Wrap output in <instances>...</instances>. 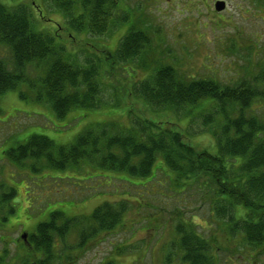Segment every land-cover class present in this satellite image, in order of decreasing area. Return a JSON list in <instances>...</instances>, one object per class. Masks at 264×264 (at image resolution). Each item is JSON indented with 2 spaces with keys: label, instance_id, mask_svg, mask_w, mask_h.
I'll return each instance as SVG.
<instances>
[{
  "label": "rangeland",
  "instance_id": "obj_1",
  "mask_svg": "<svg viewBox=\"0 0 264 264\" xmlns=\"http://www.w3.org/2000/svg\"><path fill=\"white\" fill-rule=\"evenodd\" d=\"M0 1L7 6L29 9L37 30L51 35L58 33V42L62 41L64 48L75 52L80 62H86L88 56L94 54L118 52L121 41L136 20L144 19V26L136 25L135 30L143 31L149 39L144 52L133 58L129 65L118 63L115 70L111 69V62L104 66L103 84L97 86L96 96L97 102L104 106L91 110L75 108L61 118L51 104L32 101L29 95L23 98L20 90L29 91L26 85L0 95V197L15 188L11 202L16 210L23 212L22 217L40 221L49 213H63L61 220L56 222L62 229L58 230L61 234L53 233L50 244H43L51 252L39 256L43 251H35L30 258L25 250H18L16 258L19 262L15 264H27L26 261L36 264L39 257L50 261V264H59L58 261L64 264H189L181 258V237L176 230L181 221L191 224L195 234L203 240L209 239L215 246L213 254L219 260L216 264H248L246 259L255 250L242 235H237L242 230H232L236 234L230 235L229 230L220 227L222 222H227V210L226 219L218 214L225 211L227 204L218 202L222 209L212 217L219 222L217 225L210 218L208 202L201 201L193 192L187 190L178 195V200H182L178 203L174 199L163 198L169 189L165 187L163 168L158 171L157 178L163 181V184L158 183L164 191L157 192L161 197L156 196V200L148 199L149 202L157 201V210L154 211L148 207L141 209L135 202L141 196L137 193L143 189L142 186L117 179L126 177V174L99 171L94 158L89 162L92 167L88 163L78 170L42 168L35 173L29 167L31 163H12L6 151L26 141L32 134L49 137L56 145H70L92 126L111 123L125 128L143 124V120L176 127L175 130L183 133L184 141L198 151H215V137L209 131L211 126L204 123L210 105L194 110L198 115L190 121L189 106L149 104L139 95V84L144 79L148 82L159 65L171 64L184 77H214L233 86L241 85L243 81L259 85L255 79L264 59V0H223L226 8L220 12L215 9L218 0H121L120 7L128 13L129 20L107 33L94 34L75 31L71 17L58 11L48 0ZM34 1L36 6L32 3ZM37 9H41L43 17ZM44 63L39 69L32 67L31 78L37 80L44 76ZM123 68H127L129 76ZM261 89L264 91V86ZM84 170L105 176L87 180L81 177L86 172ZM111 177L115 178L111 180ZM158 190L153 187L150 192L156 194ZM129 198L132 200L128 202L129 209L127 206L121 214L122 221L115 229L85 230L93 226V222L86 219L98 206L107 201L121 208L123 204L126 206ZM235 211L236 217H246V208L237 207ZM3 217H8V222L2 221ZM166 219L170 221L165 223ZM19 221L22 220L7 213L6 207L0 208V258L6 245L21 233L23 227ZM64 223L69 230L62 235ZM9 249V254H12L14 244ZM253 264H264V253L255 258Z\"/></svg>",
  "mask_w": 264,
  "mask_h": 264
},
{
  "label": "trees",
  "instance_id": "obj_2",
  "mask_svg": "<svg viewBox=\"0 0 264 264\" xmlns=\"http://www.w3.org/2000/svg\"><path fill=\"white\" fill-rule=\"evenodd\" d=\"M48 1L58 11L71 17V25L77 32L107 33L129 20L128 13L120 7L121 0ZM32 3L34 5L35 1ZM37 10L43 17L41 9ZM136 25L144 26V19L131 24V31L121 41L118 52L94 54L88 56L86 62H80L75 52L64 48L61 40L58 42V33L51 35L37 30L29 9L7 6L0 1V95L20 90L26 85L29 91L20 90L23 98L29 95L32 101L51 104L61 118L75 108L91 110L104 106L96 98L97 86L103 84L104 66L111 62V69L115 70L118 63L129 65L149 43L143 31L135 30ZM43 63L44 76L34 80L30 76L32 67L39 69ZM259 67L255 79L258 87L246 81L233 86L223 84L214 77H184L171 64L159 65L148 82L145 79L140 82L141 98L154 106H189L190 121L198 115L194 110L210 105L204 123L211 126L209 131L215 137L217 149L213 152L196 150L184 141L183 133L175 130L176 127L143 120V124L125 128L111 123L92 126L70 145H56L49 137L32 134L26 141L10 147L6 156L15 165L31 163L29 167L35 173L42 168L78 170L94 158L99 171L126 174V177L117 179L142 186L143 189L137 193L141 196L135 202L141 209L148 207L153 210H157V201H149L156 200V196L161 197L157 192L164 191L158 183L163 181L157 178L158 171L163 168L165 187L169 188L163 198L174 199L178 203L182 201L178 200V195L187 190L193 192L201 201L208 202L211 219L222 209L218 205L222 201L227 204L226 209L218 216H225L226 219L227 210V222H222L220 227L229 230L230 235L236 234L232 230H242L237 235H242L250 244L264 243V91L261 89L264 86V59ZM123 70L130 75L127 68ZM89 165L92 167L91 163ZM104 176L86 171L81 177L94 180ZM132 179L139 182L135 183ZM153 187L159 189L156 194L150 192ZM15 191L12 187L9 194L0 197V208L6 207L7 213L13 214L11 199ZM144 195L151 196L144 198ZM126 200V206L123 204L121 208L107 201L98 206L86 219L93 222V226L85 230L115 229L122 221L121 214L127 206L129 209L128 202H132L130 198ZM241 206L246 208V217H236L235 210ZM62 214L57 211L49 213L46 220L41 219L33 242L50 244L52 234L62 230L56 225ZM8 219L3 217L2 221L7 222ZM169 221L166 219L165 223ZM216 223L219 225V222ZM190 225L181 221L176 228L181 237L182 260L189 264H216L219 260L213 254L215 246L209 239L203 240L195 234ZM64 228L62 235L69 230L66 224ZM37 250L51 252L48 246Z\"/></svg>",
  "mask_w": 264,
  "mask_h": 264
},
{
  "label": "flooded vegetation",
  "instance_id": "obj_3",
  "mask_svg": "<svg viewBox=\"0 0 264 264\" xmlns=\"http://www.w3.org/2000/svg\"><path fill=\"white\" fill-rule=\"evenodd\" d=\"M15 197V196H14ZM22 213L20 210H16L14 206V211H13V217L17 218V220L21 219L22 221H19L20 224L22 225V231L19 234V236L16 238V240L12 241L11 243H8L4 248V254L3 257L0 258V264H15L18 263L19 261L17 260V251L18 250H25L27 254H29V257L31 258L34 255L35 251H38V248H41L43 245L42 244H37L33 242V235H36L37 232L35 230H38V226L40 221L37 219H33V217H27L24 216L22 217ZM28 215V214H27ZM48 216L43 217V219H47ZM8 222V221H7ZM43 222V221H41ZM34 230V231H30ZM14 244L15 250L11 254H9L10 250L9 246H12ZM53 248L55 247V244L51 245ZM250 247H252V250H255L253 253H251V256L246 259L248 264H253L254 259L258 258L260 254L264 253V243H251L249 244ZM52 248V249H53ZM45 253L41 252L39 256H43ZM1 255V254H0ZM51 255V254H50ZM49 256V255H48ZM53 257V256H51ZM50 259V257H49ZM250 259V260H249ZM61 260V259H60ZM27 264H30L29 262L26 261ZM59 264H62L63 262ZM36 264H50V261L47 260H41V258L36 259ZM64 264V263H63Z\"/></svg>",
  "mask_w": 264,
  "mask_h": 264
},
{
  "label": "water",
  "instance_id": "obj_4",
  "mask_svg": "<svg viewBox=\"0 0 264 264\" xmlns=\"http://www.w3.org/2000/svg\"><path fill=\"white\" fill-rule=\"evenodd\" d=\"M226 8V3L225 1L223 0H218L216 3H215V9L220 12L222 10H224Z\"/></svg>",
  "mask_w": 264,
  "mask_h": 264
}]
</instances>
